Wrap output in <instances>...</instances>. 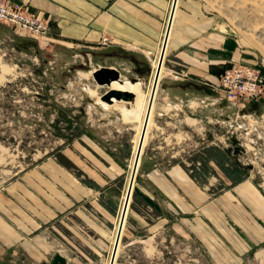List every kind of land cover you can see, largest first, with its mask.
<instances>
[{"label":"crops","instance_id":"crops-1","mask_svg":"<svg viewBox=\"0 0 264 264\" xmlns=\"http://www.w3.org/2000/svg\"><path fill=\"white\" fill-rule=\"evenodd\" d=\"M5 1L47 20L44 46L89 49L92 57L106 60L94 69H130L150 87V63L159 53L170 0ZM101 38L109 44L101 46ZM255 59L200 0H176L162 66L183 69L189 79L162 85V101L170 99L172 106L173 100L187 99L186 109L197 110L198 119L184 122L201 121L207 106L221 112V97L204 83L215 85L235 63L264 71ZM195 85L210 94L194 91ZM159 98L156 91L152 107L161 110ZM79 141L75 152L63 149L58 161H40L0 192V264H18V259L23 264H107L115 225L111 191L120 176L119 164L90 136ZM138 184L155 219L207 250H219L221 264L264 263V252L255 248L264 243V197L248 181L221 195L200 186L174 163L143 172Z\"/></svg>","mask_w":264,"mask_h":264},{"label":"rangeland","instance_id":"rangeland-1","mask_svg":"<svg viewBox=\"0 0 264 264\" xmlns=\"http://www.w3.org/2000/svg\"><path fill=\"white\" fill-rule=\"evenodd\" d=\"M200 1L221 19L239 48L253 52L264 69V0ZM87 51L76 46H44L43 40L36 43L14 36L0 25V192L19 173L46 158L58 161L61 150L75 152L74 145L90 136L118 160L120 176L111 191L115 231L136 128L150 87L141 81L143 92H134L127 79L138 76L130 69L119 71L125 82L111 88L133 89L136 97V115L128 118L132 102L107 105L99 101L106 88L93 83L90 71L106 60ZM169 82L160 80L156 89L161 110L152 107V124L141 148L114 264H221L219 250H207L175 226L176 230L155 219L145 207L149 204L139 195L138 179L156 166L178 163L200 186L222 195L229 181L212 162L205 166L202 161L207 159L204 149L211 153L224 149L229 151L230 163L246 167L244 180L264 197V97L243 108L221 98V112L207 106L209 112L201 121L184 122V118L198 119L197 110L188 111L184 98L173 100L172 106L170 99L163 102L161 86L167 87ZM258 246L264 252V243L255 248ZM108 253L109 249L107 258ZM17 263L23 261L18 259Z\"/></svg>","mask_w":264,"mask_h":264},{"label":"built area","instance_id":"built-area-1","mask_svg":"<svg viewBox=\"0 0 264 264\" xmlns=\"http://www.w3.org/2000/svg\"><path fill=\"white\" fill-rule=\"evenodd\" d=\"M171 2L172 0H170L167 11L163 34ZM0 25L8 29L14 36L27 38L36 43L43 40L49 32L46 19L27 12L23 5L9 3L5 0H0ZM99 44L106 46L109 42L106 38H101ZM163 69L164 73L158 82L163 78L170 82H182L189 79V75L183 69H167L164 67ZM204 85L209 86L216 95L227 103L236 105L239 108H243L244 105L250 102H257L264 97V73L256 66L235 63L221 72L215 85H207L206 83Z\"/></svg>","mask_w":264,"mask_h":264},{"label":"water","instance_id":"water-1","mask_svg":"<svg viewBox=\"0 0 264 264\" xmlns=\"http://www.w3.org/2000/svg\"><path fill=\"white\" fill-rule=\"evenodd\" d=\"M175 4H176V0H172L168 18H167L165 31H164L161 46L159 49V54L157 57L156 68L154 69V73H153L151 84H150V89H149L148 96H147L145 111H144L142 124H141L140 132H139V137L137 141V148L133 156V162L131 165V170L129 172V177H128L127 186L125 190V197L121 205V209H120V213H119V217L117 221V227L115 230V235H114V239H113V243L111 246L107 264H114V261H115L119 238L121 235V230L123 228L125 213L127 211V202H128V198L131 193L134 176H135V172L137 169L136 166L139 161L141 146H142L143 138L145 135V129H146L147 121H148V116H149V112L152 106V102L154 99L157 86L159 84L158 72H159L160 66L163 63L164 50L166 46L167 36H168ZM90 77L96 86L106 88V91L99 96L100 102H103L108 105L113 104V102H133L134 96L132 93L128 91H124V90L113 89L110 87L112 83H117L118 85H122L125 82L124 79H121L119 70L115 68L99 67L93 71H90ZM150 77H151V74H150ZM127 82H129L130 84H139L140 79L139 78H128Z\"/></svg>","mask_w":264,"mask_h":264},{"label":"trees","instance_id":"trees-1","mask_svg":"<svg viewBox=\"0 0 264 264\" xmlns=\"http://www.w3.org/2000/svg\"><path fill=\"white\" fill-rule=\"evenodd\" d=\"M193 90L201 93L210 94L203 87L196 85L194 86ZM248 104H256V103L250 102ZM57 111L60 112V110ZM211 152L212 150L207 148L203 150V153L207 154V159L206 161L203 160L202 162L204 163L205 166L208 164V162H212L217 167V169L221 172L222 176H224V178L229 181V185L227 188L239 184L246 178V171H245L246 167L241 168L236 163H230L228 159L229 151L221 149V150H214V153ZM189 176L195 179L193 175L190 174Z\"/></svg>","mask_w":264,"mask_h":264},{"label":"bare ground","instance_id":"bare-ground-1","mask_svg":"<svg viewBox=\"0 0 264 264\" xmlns=\"http://www.w3.org/2000/svg\"><path fill=\"white\" fill-rule=\"evenodd\" d=\"M164 30V29H163ZM162 34H163V32H162ZM162 39V38H161ZM156 63H157V58L156 59H154L153 61H151V63H150V65H151V80H152V74L154 73V69L156 68ZM163 73H164V69H163V67L162 66H160V69H159V72H158V80H159V78L161 77V75H163ZM151 80H150V82H151ZM112 84H117V83H112ZM111 84V85H112ZM124 84V83H123ZM122 84V85H123ZM118 85V84H117ZM142 84L141 83H139V84H133L132 86H133V89H134V92L136 91V92H143V90H142V86H141ZM119 86H121V85H119ZM149 86H150V84H149ZM111 87V86H110ZM131 87V86H130ZM115 89H117V90H124V91H128V92H130V93H132L133 94V96H134V99H133V102H132V104H131V102L129 103V102H124V103H129V104H131V107L132 108H130L129 109V111L127 112V114H126V116L128 117V118H134L135 117V115H136V97H135V94H134V92L132 91V90H130V89H121V88H115ZM150 89V88H149ZM146 101H147V98H146V100H145V102H144V104H143V111H142V113H141V118H139V125L137 126V128H136V134H135V141H134V147H133V156H134V153H135V150H136V148H137V141H138V137H139V132H140V127H141V124H142V119H143V115H144V111H145V106H146ZM114 103V102H113ZM108 105V104H107ZM112 105V104H111ZM152 106H151V109H150V112H149V116H148V121H147V125H146V129H145V135H144V138H143V142H142V146H143V144H144V140H145V136H146V133H147V130L148 129H150V127H149V125H150V123H151V113H152ZM140 114V113H139ZM125 117V116H124ZM137 117H139V116H137ZM135 120V119H134ZM138 120V119H137ZM152 124V123H151ZM151 126V125H150ZM148 135V134H147ZM142 146H141V148H142ZM142 152V151H141ZM132 162H133V157H132V161H131V164H130V170H131V165H132ZM137 165H138V163H137ZM137 167V166H136ZM130 172V171H129ZM127 186V185H126ZM126 190V189H125ZM132 194V193H131ZM124 197H125V192H124V196H123V198H122V202H123V199H124ZM129 200H130V196H129V198H128V202H127V207H128V203H129ZM125 215H126V213H125ZM126 218V217H125ZM124 224H125V222H124ZM116 227H117V225H116ZM115 230H116V228H115ZM114 235H115V231H114V234H113V238H112V243H113V239H114ZM112 243H111V246H112ZM111 250V249H110ZM116 257H117V255H116ZM116 259V258H115ZM107 263H108V261H107Z\"/></svg>","mask_w":264,"mask_h":264}]
</instances>
